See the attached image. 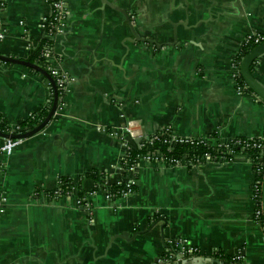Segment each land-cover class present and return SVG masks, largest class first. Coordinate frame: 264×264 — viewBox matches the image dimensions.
<instances>
[{"label": "crops", "instance_id": "0c3cea01", "mask_svg": "<svg viewBox=\"0 0 264 264\" xmlns=\"http://www.w3.org/2000/svg\"><path fill=\"white\" fill-rule=\"evenodd\" d=\"M65 1L69 24L54 45L70 79L66 106L0 157V264H160L181 238L199 258L264 264L248 158L141 162L134 194L112 201L105 189L124 179L128 122L146 139L165 129L211 146L264 139V101L238 93L233 79L247 37L264 35V0ZM49 14L48 0H7L0 55L28 61ZM254 68L264 85V55ZM51 96L40 73L0 60V117L10 127L51 110ZM63 179L82 188L89 208L50 197Z\"/></svg>", "mask_w": 264, "mask_h": 264}, {"label": "built area", "instance_id": "2783aa9c", "mask_svg": "<svg viewBox=\"0 0 264 264\" xmlns=\"http://www.w3.org/2000/svg\"><path fill=\"white\" fill-rule=\"evenodd\" d=\"M7 0H0V12H2L5 9ZM50 5V14L48 17L44 18L42 21V27L44 30V39L48 42V44L44 47V53L43 57L45 58V61L47 63V72L49 76L53 79L55 88L58 93V106L57 111H61L66 106V94L68 85L70 83L69 77L63 73L61 69V59L55 52V45L54 40L63 35L68 28L69 24V10L67 7V3L65 0H48ZM0 40H3V38L6 35V30L0 29ZM264 41V35H250L247 37L243 45H249L253 44L255 46L261 44ZM236 60V59H235ZM234 72H233V79L235 82V87L238 93L244 94V93H250L255 95L248 86L244 84L239 83V76L240 74V66H238L237 62L234 61L233 64ZM51 97L53 99V92L51 90ZM51 99V101H52ZM50 109H48V112ZM28 121L35 122H41L42 120L37 116H32ZM135 124L133 122H128L124 126V132L125 135H123V139L125 142V154L122 159L121 163V170L125 173L124 179L121 183H119L117 186L126 185V191L123 192L121 195L122 197H127L132 194H134V188L137 184V166L141 162L146 163H154L162 161L163 163L167 164L171 167H188L193 168L199 164L209 162V161H226L229 158L227 157V154H231L232 150L231 147H235L238 145H241L242 141L235 139L227 144H219L214 147L218 148L219 151L220 148H223L228 150L226 153L224 152H218L217 155H206L201 160H192L188 155H183L181 158L175 159V158H167L163 153H161L159 150L149 151L145 154H140L137 157V161L129 168H125L124 164L127 163L131 157L132 150H135L137 148L141 149L144 148L147 145H153L156 141H160V136L162 134L167 135V139L164 140V143L168 144L169 151L172 150V145L174 144H189L190 142L196 141L195 139H187L182 137H177L174 135L170 129H165L154 136L150 138H145L143 136H139L138 132L134 130ZM30 129L28 127H9L8 133L10 135H17V134H23L25 132H28ZM140 139V142L137 144L135 141L136 139ZM264 142V139H261ZM20 140H13V139H5L4 142L0 145V157H8L16 148ZM202 142L207 143L206 141L202 140ZM246 147H249L248 145H245ZM256 145H254L255 147ZM230 147V148H229ZM255 166V173L261 174L264 177V159H260L257 163H254ZM263 181V180H262ZM262 181H258L256 178V181L253 185V198L255 200V215L257 220L260 222V219L263 218V209H262ZM61 182L59 183V186L50 193V197L52 198H59V197H65L69 198L70 200L73 199L78 205H83L84 207L89 208V203L87 202V196H84L83 198H79V190L82 188L78 185H76L73 181H71L69 185V189L66 192H63L60 188ZM109 199L114 201L115 195L108 193ZM202 255V252L200 249L195 247L190 243L189 240L185 238L177 239L175 241H171L169 243V246L166 250V253L164 257L160 260V264H181L183 261L189 259V258H199ZM213 256L215 257L214 260H217L220 262L219 253H213ZM237 260H240V257L236 258ZM221 263V262H220ZM222 264V263H221Z\"/></svg>", "mask_w": 264, "mask_h": 264}, {"label": "trees", "instance_id": "16d2710c", "mask_svg": "<svg viewBox=\"0 0 264 264\" xmlns=\"http://www.w3.org/2000/svg\"><path fill=\"white\" fill-rule=\"evenodd\" d=\"M47 44H48V42L43 40L41 42V44L39 45V47L32 51L31 57L28 59V61L34 65H37L44 72H46L48 74V72H47V66L48 65L45 61V58L43 57L44 47ZM255 47L256 46L253 44L243 45L241 47L239 54L235 60L238 64V66H240L242 60ZM254 65H255V63L251 67V72L253 75L255 72ZM35 72H37V71H35ZM42 76L49 82V85H50V88L53 92V97H54L55 86L50 82V80L47 77H45L44 75H42ZM238 80H239L240 84L245 83L241 75L239 76ZM48 114H49L48 111L41 113L39 115V120L41 119L43 121L47 117ZM32 126H33V121H27V122H24L21 124V127H28L29 129H31ZM9 127L10 126L8 125V123L0 117V132L7 134ZM166 139H167V135L162 134L160 136V141H156L155 143H153V145H147L144 148H141V149L137 148L135 150H132L131 157H130L129 161L124 164V167L125 168L131 167L137 161L138 155L145 154L149 151H154V150H159L167 158L178 159V158H181L183 155L186 154L192 160H201L203 157H205L208 154L215 156L218 154V152L219 153L220 152L226 153L228 151L226 149L223 150V148H220V150L221 149L222 150L219 151L218 148L211 146L208 143H204V142H202V140H196L194 142H190L189 144H174V145H172V150L169 151L168 144L164 143V140H166ZM238 140L242 141L241 145L231 147V148L229 147L232 150L231 154H227V157L229 159L238 158V157H245V158L252 160L253 163H257L260 159H264V142L261 139H259V138H254V139L239 138ZM245 145H248L249 147H246ZM254 145H256V146L254 147ZM90 177L96 181H98V179H99L97 177V173L90 175ZM101 178L104 179V177H102V176H101ZM256 178L258 181H262L263 180L262 173L257 174ZM70 183H71V180L63 179L61 181V186H60L61 190L63 192H66L69 189ZM105 189L108 191V193L115 195L114 200H117V199L122 198L121 194L126 191V185L125 184L120 185V186L111 185V186H106ZM133 190L136 191V187ZM78 196H79V198H83L85 196V192L82 189L79 190ZM260 223L264 227V219L263 218L260 219ZM219 259H220V262L222 264H234V259H232L229 256L221 255L219 257Z\"/></svg>", "mask_w": 264, "mask_h": 264}, {"label": "water", "instance_id": "95a60500", "mask_svg": "<svg viewBox=\"0 0 264 264\" xmlns=\"http://www.w3.org/2000/svg\"><path fill=\"white\" fill-rule=\"evenodd\" d=\"M101 1L104 5H107L105 0H101ZM113 8L116 9L117 11H119L120 13H122L127 18V21L129 23V25L131 26V30L133 31V35L138 40L143 41V39L137 37V35L135 33V27L132 25V22H131L129 15H128V12L126 10L118 8L116 6H113ZM263 55H264V41L261 44L257 45L254 49H252L247 54V56L242 60V62L240 64V74H241L245 84L248 86L250 91H252L262 101H264V85L262 83H260L254 77V75L251 72V67ZM0 60L3 62H6V63L21 65V66L30 68L32 70H35V71L41 73L42 75H44L45 77H47L50 80V82L55 86L53 79L46 72H44L40 67L32 64L29 61L19 60V59H15V58H11V57H5V56H1V55H0ZM57 106H58V93H57V90L55 88V95H54V101H53L52 108H51L49 114L47 115V117L40 123V125H38L36 128H34L28 132H25L23 134L10 135V134H5V133L0 132V137H2L4 139L23 140V139H28L30 137L35 136L36 134L41 132L47 126V124L53 119V117L57 111ZM135 142L137 144L139 143L138 140H136ZM262 209H263V219H264V177H263V181H262ZM195 259H196V262H201L202 264H205V262H209V261L212 262L213 264H221L219 261L212 260V259L211 260L210 259H204V258H195ZM187 262L188 261H184L183 264H187Z\"/></svg>", "mask_w": 264, "mask_h": 264}]
</instances>
